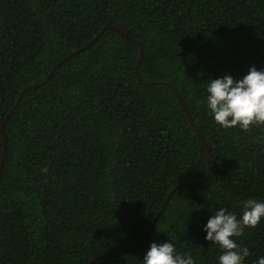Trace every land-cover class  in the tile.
Here are the masks:
<instances>
[{
  "label": "trees",
  "instance_id": "1",
  "mask_svg": "<svg viewBox=\"0 0 264 264\" xmlns=\"http://www.w3.org/2000/svg\"><path fill=\"white\" fill-rule=\"evenodd\" d=\"M253 66L264 0H0V264H142L144 239L217 264L204 226L264 201V125H218L206 84ZM234 239L255 264L264 219Z\"/></svg>",
  "mask_w": 264,
  "mask_h": 264
},
{
  "label": "clouds",
  "instance_id": "2",
  "mask_svg": "<svg viewBox=\"0 0 264 264\" xmlns=\"http://www.w3.org/2000/svg\"><path fill=\"white\" fill-rule=\"evenodd\" d=\"M204 103L221 127H239L247 131L251 126L264 125V71L253 66L242 78H234L230 74L210 78ZM262 219L264 201L253 198L242 202L239 218L225 208L216 210L204 231L205 239L222 249L217 264H245L249 249L239 245L234 237H239L246 227H255ZM142 264H196V261L189 253L177 252L169 240L161 244L152 242ZM255 264H264V256L258 257Z\"/></svg>",
  "mask_w": 264,
  "mask_h": 264
},
{
  "label": "water",
  "instance_id": "3",
  "mask_svg": "<svg viewBox=\"0 0 264 264\" xmlns=\"http://www.w3.org/2000/svg\"><path fill=\"white\" fill-rule=\"evenodd\" d=\"M105 29H114V30L120 32L122 35L129 36V35H128V31H127L126 28H125L124 26H122V25H117V26H111V25H108V26L105 27ZM77 52H79V51H77ZM77 52H76V53H77ZM76 53H74V54H76ZM60 63H61V62H59V63L53 68V70H52V72L49 74L48 78L52 76L54 70L59 66ZM45 83H46V81H44L43 83H41V84H39V85H37V86H31V87H28V88L25 90V92H26V91H29L30 89H35V88H37V87H40V86H42V85L45 84ZM147 84H148V83H147ZM170 87L175 91L176 95L178 96V98H179V100H180V102H181V104H182V107H183V109H184V111H185V113H186V115H187V117H188V120H189L190 123L193 125L194 129L196 130V132L199 133V131H198L196 125H195L194 122H193V119L191 118L190 112H189V110H188V108H187V106H186V103H185L183 97L180 95V93L177 91V89H176L174 86H170ZM23 93H24V91H23ZM23 93H22V94H23ZM20 101H21V97L18 99V101H17V103H16L15 106H17L18 103H19ZM10 115H11V111L9 112V114L7 115V117L5 118V120L1 123V129H2L3 131H5V125H6V122H7L8 118L10 117ZM203 143L206 144L205 140H203ZM7 145H8V138H7V136L4 134V153H3V160H2V164H1V168H0V179H1L2 168H3V165H4L5 157H6ZM206 145H207V144H206ZM208 152H209V156H210V159H211L210 148H208ZM209 161H210V160H209ZM201 182H202V181H201ZM199 183H200V182H197V184H199ZM174 192H175V190H173V191L167 196V198H166V200L164 201L163 206H162L161 210L159 211V213H158L156 219L154 220L153 224H154L155 221L158 219V217L163 213L164 209L166 208V206H167V204H168V202H169V200H170V198H171V196H172V194H173ZM143 244H144L145 250H146V252H147L149 248H148V245H147V242H146L145 239L143 240Z\"/></svg>",
  "mask_w": 264,
  "mask_h": 264
}]
</instances>
